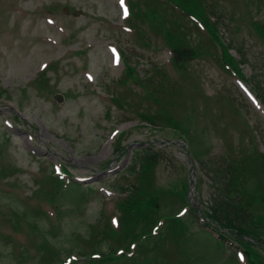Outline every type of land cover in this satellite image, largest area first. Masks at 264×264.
Segmentation results:
<instances>
[{
	"label": "rangeland",
	"instance_id": "rangeland-1",
	"mask_svg": "<svg viewBox=\"0 0 264 264\" xmlns=\"http://www.w3.org/2000/svg\"><path fill=\"white\" fill-rule=\"evenodd\" d=\"M119 2L0 0V225H6L0 232V264H58L74 255L80 260V254L90 252L93 238L98 240L99 251L107 254L112 243L106 230L98 227L101 213L117 215L115 190L121 192L119 187L130 183L122 179V174L134 162L133 154L148 145L158 147L162 158L143 175L144 181L137 185L141 197L132 208L127 204L124 220L134 229L135 240L159 217L166 223L153 242V237H145L142 247L149 245L151 249L140 247L134 258H148L156 264H231L234 246L228 242V250L218 242V233L209 235L210 229L203 228L201 221L195 224L183 216L179 226L177 221H171L173 226L167 221L184 207L178 198L181 194H192L199 210L209 214L219 198L211 170L227 172L228 167H223L236 161L239 173V162L245 160L253 163L256 172L243 187V201H251L255 217L252 224L248 223L247 237L252 242L247 243L256 264H264V172L250 143L255 136L257 151L264 154V110L253 96L251 103L244 90L253 91L258 82L264 85V43L249 29L253 23L264 25V0H201L203 7H195L204 11L207 23L218 31L248 88L239 84V77L221 69L205 37L201 42L210 56L200 58L206 51L199 46L187 20L181 25L163 6L151 2L152 8L143 10L151 14L146 33L160 34L178 53L177 61L185 66L178 77L162 41L135 42L125 28ZM53 5L54 13L45 9ZM177 40L181 41L178 45ZM111 49L127 60L133 76L152 94L154 104L146 99L137 107L142 91L132 83L137 95L126 87L118 89L124 66L121 61L117 65L113 62ZM51 64L54 69H50ZM164 70L181 80L180 86L168 79ZM39 78L42 91L32 84ZM55 94H59L60 103L53 100ZM142 114L152 116L167 129L142 127ZM169 127L183 133L197 164ZM56 164H62L73 177L71 182L81 187L70 185L53 195V187L42 191L41 196L50 198L53 205L43 200L32 203L41 208V213L44 211V217L22 197H30L40 186H49L50 176L40 175V183L36 179L40 170L55 175ZM192 172L201 182L196 192L190 191ZM81 177L85 181L78 182ZM236 187H226V191L232 196ZM123 193L126 198L128 193ZM218 206L234 218L229 205L219 202ZM22 218L34 233L23 236L6 224L20 227ZM127 226L118 223L110 234ZM20 230L25 232L27 228L23 225ZM4 234H9L6 240ZM34 234L38 253L13 244L33 242ZM239 254L237 260L245 264L246 257ZM115 264L146 261L132 259Z\"/></svg>",
	"mask_w": 264,
	"mask_h": 264
},
{
	"label": "trees",
	"instance_id": "trees-1",
	"mask_svg": "<svg viewBox=\"0 0 264 264\" xmlns=\"http://www.w3.org/2000/svg\"><path fill=\"white\" fill-rule=\"evenodd\" d=\"M165 1H166V3H171V4L175 5L181 11H183V10L186 12L191 11L193 14H195L197 17H199L200 19H202L204 22L207 23L206 19L204 18V11L195 9V7H199V8L203 7L201 0H165ZM133 8H134V6H133ZM131 14H132V16L134 15V13H131ZM150 17H151V14H150ZM171 17L176 18V16H174V15H171ZM252 25H253L254 30L257 33V35H259L264 40V28H263L264 25L261 26V25H259V23H253ZM211 28L212 29H209V32L213 36H215V31L213 30L215 28L214 27H211ZM184 38H186V37H184ZM215 39L218 41L217 37H215ZM179 42H181V41L177 40V41H175V44L178 45ZM221 46L224 48V50H223V48L221 47L223 50L222 56H223L224 62H226L228 64L229 68H231L236 74H238L240 77L243 78L244 76L240 72V69H239L238 65L235 63L233 57H231L228 54V51L226 50L225 46L222 43H221ZM191 52H192L191 55L194 56V50ZM180 56L184 57L182 54H180ZM240 63H241V61H240ZM128 71L130 72V70H128ZM253 88H254V91L256 92V94L258 95V97L260 98L263 106H264V85L262 83L258 82L257 84L254 85ZM146 94L149 98L152 95L148 91L146 92ZM122 100L123 99L121 98L119 102L121 103ZM118 106H121V105H118ZM140 118H141L142 122L147 123L149 126H153V127L158 126L157 125L158 122L152 116L142 114ZM160 153L161 152L158 150L154 151L153 149L146 148V147L138 149L136 151V153L133 154L134 162L128 166V169L126 170V174L129 176H133L134 178H138L139 173H143V175H144L150 167H152L154 164H156V162L161 160L162 157H161ZM256 155H259L258 156V162L262 165L261 169L264 172V154L263 153H256ZM251 156H254V155H251ZM227 162H229V161L227 160ZM247 163H249V162H247ZM247 163L245 160H241L239 162V173L236 171V169H237L236 161L235 162L231 161V163H228V164H226L225 167H223V168L228 167L227 172H224V170H219L217 168L212 169L211 171H212V173H214V176H215L214 177L215 191L219 195V198L214 201V204L211 207V211L209 214L204 213L205 211L203 212L197 208H193V207L189 206V212L185 217H186V221L190 220L191 222H193L195 224L196 223L199 224L197 214L202 213L203 214L202 216L204 217L205 220L208 219L209 222H213L214 224H216L217 227L222 230L221 232L224 236L231 238L232 241L242 249V252H243L244 256L246 257L247 264H256L255 254H254L253 250L248 246V243H251L252 240L250 237H247V232L250 231L248 223L252 224L255 217L252 216V211L250 208V206L252 205L251 201H249L247 203H245L243 201L244 196L246 194L243 191V187H245L244 185L247 183L248 177L249 176H251V177L255 176L256 172H255V169H253V166H252L253 163H249V164H247ZM136 164H138L137 169H135ZM143 175H142V179H140V178L138 179V183H135V182L129 183L128 182L127 187L126 186L125 187H119L120 190H125L128 192L127 199L124 202V204H122V207H121L122 223H125L126 226H127V224L124 220L126 206H127V204H129L131 207L132 204H134L135 201H137L136 198L141 197L140 191L137 189V185H139V182L141 183L144 181ZM126 179L128 180V178H126ZM235 185L238 188L236 187V189L234 191L235 193L233 192L234 195L231 196L229 193L231 191H229V192L226 191V187L231 189ZM238 189H239V192L237 191ZM145 191H147V193H150L148 188ZM238 196H239V198H238ZM185 201H187V199H185ZM219 202H223V203L230 206V208L233 211V216H234L233 219L231 218V216L229 214H226L225 212L221 211L219 206L217 207V203H219ZM128 207L129 206H127V208ZM181 220L182 219L172 218V219H169V221H167V222L177 221V226H179L178 221H181ZM128 221H129V223L131 221L130 215H129ZM155 222H156V220L151 224V226L153 224H155ZM169 224H170V226L175 225L172 222ZM205 225H208V222L205 223ZM151 226H150V228H151ZM98 227L100 229L101 228L105 229V230L107 229V225L102 224V223H101V226H98ZM150 228H149V230H150ZM149 230H148V232H149ZM223 230H225V231H223ZM133 231H134V229H131V227L127 226V228H125V231H124V237L122 236V240L125 239L126 242L135 241V238H134L135 236L133 235ZM108 232L109 231L106 230V233H108ZM148 232H141L138 234V236L140 237V235H142V234H148ZM113 235H114V233L110 234V236H113ZM116 247H119V245H117ZM141 247H142V245H141ZM149 249H151V247L149 245L146 246L145 248L144 247L141 248V250H149ZM231 259H232L231 264L237 263V261L235 260L234 254H232ZM164 261H165V259H164ZM98 262H99L98 264H110L111 261H109V259H107L103 256V258H100L98 260ZM155 262H154V264H156ZM85 263L86 264H96L97 262H95V260L94 261L89 260V261H86ZM165 263H166V261H165Z\"/></svg>",
	"mask_w": 264,
	"mask_h": 264
},
{
	"label": "snow or ice",
	"instance_id": "snow-or-ice-1",
	"mask_svg": "<svg viewBox=\"0 0 264 264\" xmlns=\"http://www.w3.org/2000/svg\"><path fill=\"white\" fill-rule=\"evenodd\" d=\"M121 2L123 3V0H121ZM125 15H127V11L125 10Z\"/></svg>",
	"mask_w": 264,
	"mask_h": 264
}]
</instances>
